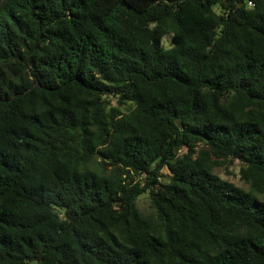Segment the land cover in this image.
<instances>
[{
  "label": "trees",
  "instance_id": "trees-1",
  "mask_svg": "<svg viewBox=\"0 0 264 264\" xmlns=\"http://www.w3.org/2000/svg\"><path fill=\"white\" fill-rule=\"evenodd\" d=\"M0 264H264V0H0Z\"/></svg>",
  "mask_w": 264,
  "mask_h": 264
},
{
  "label": "rangeland",
  "instance_id": "rangeland-1",
  "mask_svg": "<svg viewBox=\"0 0 264 264\" xmlns=\"http://www.w3.org/2000/svg\"><path fill=\"white\" fill-rule=\"evenodd\" d=\"M171 37L166 36L163 39V45L165 47L168 46V42H170ZM215 173L223 180H226L228 182H231L235 186L247 189V186H245L241 180L239 179V164L237 162H234L233 164H227L224 167H219L215 169ZM138 206L141 210H147L148 209V200L144 196L139 200Z\"/></svg>",
  "mask_w": 264,
  "mask_h": 264
},
{
  "label": "built area",
  "instance_id": "built-area-1",
  "mask_svg": "<svg viewBox=\"0 0 264 264\" xmlns=\"http://www.w3.org/2000/svg\"><path fill=\"white\" fill-rule=\"evenodd\" d=\"M250 4V3H249Z\"/></svg>",
  "mask_w": 264,
  "mask_h": 264
}]
</instances>
